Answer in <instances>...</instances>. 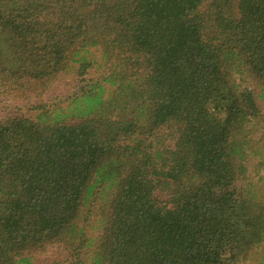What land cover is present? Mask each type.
Listing matches in <instances>:
<instances>
[{
	"label": "trees",
	"instance_id": "trees-1",
	"mask_svg": "<svg viewBox=\"0 0 264 264\" xmlns=\"http://www.w3.org/2000/svg\"><path fill=\"white\" fill-rule=\"evenodd\" d=\"M70 71L78 92L0 118V264L54 243L69 264H249L264 195L244 184L242 81L264 98V0H0V90Z\"/></svg>",
	"mask_w": 264,
	"mask_h": 264
},
{
	"label": "rangeland",
	"instance_id": "rangeland-1",
	"mask_svg": "<svg viewBox=\"0 0 264 264\" xmlns=\"http://www.w3.org/2000/svg\"><path fill=\"white\" fill-rule=\"evenodd\" d=\"M246 82L242 81V85H249L253 88L257 96V105L259 115L254 120V126L248 132L250 149L245 160L246 171L244 173V184L255 190H259L261 196L264 195V185L259 177L263 174L261 167V159L259 165V152L264 156V98L258 96L261 88L257 87L250 76L246 75ZM236 81L239 82V79ZM252 81V82H251ZM83 82L74 72L58 73L53 77L43 88L35 85L36 88L12 91L8 89L0 90V118L7 115L22 114L27 117H33L37 110L33 106L47 104L53 107L54 104H59L69 95L79 91ZM35 89V90H33ZM14 94L16 96H14ZM155 138L153 143L155 147H172L174 140L165 127L157 129L153 133ZM99 202H96L90 207V212L87 215V223L90 226L86 229L87 235L91 238L97 236L98 232L92 228L98 223L99 219ZM83 214H86L85 212ZM93 245V241L91 242ZM264 244H262L263 246ZM262 246L254 248L250 253V258L247 261L249 264H260L262 256ZM63 245L59 243L49 244L46 248L31 252L32 264H69L71 258L68 257V252L64 250ZM92 248V246H91ZM90 254V253H89ZM88 254V255H89Z\"/></svg>",
	"mask_w": 264,
	"mask_h": 264
}]
</instances>
